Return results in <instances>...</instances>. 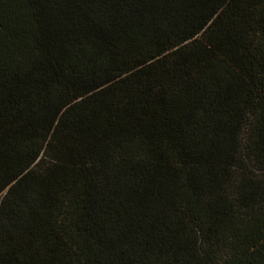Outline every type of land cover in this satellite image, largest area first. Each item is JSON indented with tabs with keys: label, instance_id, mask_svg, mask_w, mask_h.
Listing matches in <instances>:
<instances>
[{
	"label": "trees",
	"instance_id": "1",
	"mask_svg": "<svg viewBox=\"0 0 264 264\" xmlns=\"http://www.w3.org/2000/svg\"><path fill=\"white\" fill-rule=\"evenodd\" d=\"M0 264H264V0H0Z\"/></svg>",
	"mask_w": 264,
	"mask_h": 264
},
{
	"label": "rangeland",
	"instance_id": "2",
	"mask_svg": "<svg viewBox=\"0 0 264 264\" xmlns=\"http://www.w3.org/2000/svg\"><path fill=\"white\" fill-rule=\"evenodd\" d=\"M12 43H13L14 46L16 45V42H12Z\"/></svg>",
	"mask_w": 264,
	"mask_h": 264
}]
</instances>
